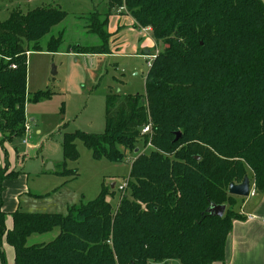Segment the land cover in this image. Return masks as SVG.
Segmentation results:
<instances>
[{
  "label": "trees",
  "instance_id": "1",
  "mask_svg": "<svg viewBox=\"0 0 264 264\" xmlns=\"http://www.w3.org/2000/svg\"><path fill=\"white\" fill-rule=\"evenodd\" d=\"M107 8L125 7L137 28H150L163 48L153 59L144 92L107 94L102 133L75 131L62 140L63 169L76 161L80 140L94 159H124L147 136L151 124L155 150L131 162L128 188L114 208L111 186L94 200L71 206L67 214L1 209L3 245L14 250V264H212L224 262L234 220L231 183L254 173L264 190V3L262 0H106ZM59 6L26 12L13 9L0 21V146L22 138L26 102L27 52L42 51L40 40L67 17ZM108 16L89 14L87 32L98 37L77 53L109 54ZM63 32L45 50L56 53ZM30 43H33L29 49ZM14 66V67H12ZM180 136L175 140L176 133ZM0 168L1 184L19 172ZM198 158V159H197ZM70 172V170H67ZM64 174H67L64 172ZM72 171L67 175H75ZM225 205L222 217L210 212ZM12 219L6 227V217ZM55 232L46 243L27 245L31 235Z\"/></svg>",
  "mask_w": 264,
  "mask_h": 264
},
{
  "label": "rangeland",
  "instance_id": "2",
  "mask_svg": "<svg viewBox=\"0 0 264 264\" xmlns=\"http://www.w3.org/2000/svg\"><path fill=\"white\" fill-rule=\"evenodd\" d=\"M44 3V6H59L68 15L41 38L42 51L27 52L28 97L31 98L37 92H49V95L38 102H26L25 115L29 129L24 131L22 138H15L9 143L15 154L14 169L27 177L30 191L50 193L49 199L37 202L46 209H55L65 215L68 212L66 205L79 206L94 200L102 185L109 187L112 184L114 195L108 196L107 201L115 208L123 196L130 197L128 175L131 162L139 154L148 155L155 150L151 144L152 131L146 138V144L144 138L140 137L135 143L137 151L127 150L120 162H111L105 158L96 160L92 152L80 140H76L79 157L76 161H66L64 169L63 135L75 131L102 133L105 128L106 95L143 93L146 73L163 44L153 38L150 28L136 27L141 31L137 38L138 56L128 53L116 56L77 54L75 45L84 48L100 42L97 36L87 32L90 13L96 11L101 20L109 14L108 20L113 22L118 20L117 16L131 17L130 12L125 7L112 8L109 11L106 0H13L12 5L9 2L8 5H11L9 11L16 9L26 12ZM2 11L5 13V10ZM7 15L1 21L6 20L9 16ZM59 32H63V38L58 51L47 52V41ZM146 41L148 45L142 48V43ZM32 44L30 43L29 49ZM69 50L76 53L69 54ZM146 50L149 53L145 56ZM6 161L7 170H10L8 158ZM63 170L67 174L76 171V174L67 175ZM247 173L250 183L255 187L254 173L249 168ZM123 181L127 186L120 192L118 185ZM23 198L20 201L21 207L24 208ZM247 199L253 200V197H235L234 210L237 211L243 200ZM54 201L55 204H52ZM55 235V232L31 235L27 239V245L46 243Z\"/></svg>",
  "mask_w": 264,
  "mask_h": 264
},
{
  "label": "crops",
  "instance_id": "3",
  "mask_svg": "<svg viewBox=\"0 0 264 264\" xmlns=\"http://www.w3.org/2000/svg\"><path fill=\"white\" fill-rule=\"evenodd\" d=\"M27 1L31 2V0ZM8 2L12 5L13 0H0V21L3 18H6L5 16L7 14L9 15V13L12 11H9L11 5L9 6ZM262 2L264 3V0H262ZM44 5L45 3L42 6ZM2 10H5V13ZM116 19L118 20L109 22L107 30L112 34L110 37L109 46L110 53L104 55L116 56L128 53L129 55L138 56L136 53L138 51L139 43L137 38L141 34V31L137 30L131 17L117 16ZM147 41L142 43V48H145V46L148 45ZM128 48H130L129 51H127ZM68 53L75 54L76 52L69 50ZM148 53L149 51H144L145 56ZM37 133L40 132L37 131ZM3 149H5L7 153L6 158H8L10 163L9 169L15 170L13 166V163L15 162V154L14 151H12L13 149L10 147L9 143H4L3 147L0 146V168L3 167L4 164L5 156ZM1 186L4 188L0 194L1 209L6 213L19 210L26 213L60 214L59 212L55 211V209H46L44 206H42V204L37 203L49 199L48 197H50V193H37V191H30L27 185V177L21 172H19L17 177L14 179L4 180ZM22 197H24V208L21 207L20 199ZM250 197H253V200H243L239 209L236 211L242 216V218L232 222V228L226 242L224 262H214L212 264H264V190L258 191L255 189V194ZM51 203L55 204V201ZM69 208L70 206L67 207L66 205L67 211ZM11 226L12 219L8 215L6 217V227L11 228ZM3 249L5 253L6 264H14L13 248L7 244H4ZM170 264H173V262H170Z\"/></svg>",
  "mask_w": 264,
  "mask_h": 264
},
{
  "label": "water",
  "instance_id": "4",
  "mask_svg": "<svg viewBox=\"0 0 264 264\" xmlns=\"http://www.w3.org/2000/svg\"><path fill=\"white\" fill-rule=\"evenodd\" d=\"M179 136H180V133L177 132L175 136V140H177ZM136 151L137 149L135 150V152ZM113 187H114V184L111 185V188ZM249 190H250V179L248 176H244L242 181L239 183H231L228 187L229 195L234 196V197L247 198L249 197ZM225 209H226L225 205L212 206L210 208V212L214 213L218 217H222Z\"/></svg>",
  "mask_w": 264,
  "mask_h": 264
},
{
  "label": "built area",
  "instance_id": "5",
  "mask_svg": "<svg viewBox=\"0 0 264 264\" xmlns=\"http://www.w3.org/2000/svg\"><path fill=\"white\" fill-rule=\"evenodd\" d=\"M12 67H14V66H12ZM28 129H29V126L26 124L25 125V131ZM150 132H151V124H147L141 128L140 134L147 136ZM23 142H25V141H23ZM126 186H127V183L125 181H123L121 184L118 185V190L121 192L126 188ZM254 194H255V187L252 186V184H250L249 197L253 196Z\"/></svg>",
  "mask_w": 264,
  "mask_h": 264
}]
</instances>
